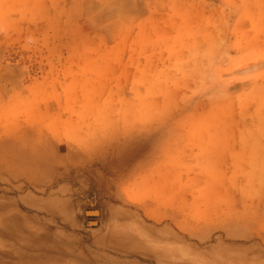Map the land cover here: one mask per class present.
Segmentation results:
<instances>
[{"label": "rangeland", "instance_id": "1", "mask_svg": "<svg viewBox=\"0 0 264 264\" xmlns=\"http://www.w3.org/2000/svg\"><path fill=\"white\" fill-rule=\"evenodd\" d=\"M173 235L264 264V0H0V264Z\"/></svg>", "mask_w": 264, "mask_h": 264}, {"label": "bare ground", "instance_id": "2", "mask_svg": "<svg viewBox=\"0 0 264 264\" xmlns=\"http://www.w3.org/2000/svg\"><path fill=\"white\" fill-rule=\"evenodd\" d=\"M186 21V20H185ZM249 51V50H248ZM251 51V50H250ZM36 128V127H35ZM22 129V128H21ZM31 130V129H30ZM38 130V129H37ZM29 131V130H28ZM27 131V132H28ZM208 131V130H207ZM34 132V131H33ZM26 133V132H24ZM18 134V133H17ZM19 135V134H18ZM16 136V135H15ZM33 136V135H32ZM34 138V137H33ZM41 139V138H40ZM20 146V145H19ZM12 147V146H11ZM10 151V150H9ZM20 151V150H19ZM15 152V151H14ZM26 153V152H25ZM17 157V156H16ZM263 201V200H262ZM128 226H123V229L114 231V235L126 236V229ZM135 234V233H134ZM137 236V234H136ZM128 237V236H127ZM183 237V236H182ZM218 237V236H216ZM125 240V239H124ZM129 241V240H126ZM25 242V241H24ZM131 242L134 243L137 247L145 251V255H147L155 264H171L183 261V243L176 236L173 235L171 237H150V239H141L137 240L134 236L131 238ZM185 243V242H184ZM133 244V245H134ZM192 247V246H191ZM49 249V248H48ZM41 252V251H40ZM188 252H190L188 250ZM191 250V254H193ZM198 252V251H197ZM203 252V251H200ZM188 254V253H187ZM189 255V254H188ZM190 256V255H189ZM230 256V255H229ZM227 258V257H226ZM67 261V260H66ZM244 261V260H243ZM247 262V261H246ZM254 263L256 261H253ZM68 263V262H67ZM226 263V262H225ZM231 263V262H230ZM240 264H246L245 262H239ZM56 264V263H55ZM61 264V263H60ZM63 264V263H62ZM65 264V263H64ZM68 264H71L70 262ZM179 264V263H178ZM237 264V263H236ZM258 264V262L256 263Z\"/></svg>", "mask_w": 264, "mask_h": 264}, {"label": "water", "instance_id": "3", "mask_svg": "<svg viewBox=\"0 0 264 264\" xmlns=\"http://www.w3.org/2000/svg\"><path fill=\"white\" fill-rule=\"evenodd\" d=\"M93 213H95V214H96L97 212L95 211V212H93Z\"/></svg>", "mask_w": 264, "mask_h": 264}, {"label": "crops", "instance_id": "4", "mask_svg": "<svg viewBox=\"0 0 264 264\" xmlns=\"http://www.w3.org/2000/svg\"><path fill=\"white\" fill-rule=\"evenodd\" d=\"M154 56V55H153Z\"/></svg>", "mask_w": 264, "mask_h": 264}]
</instances>
